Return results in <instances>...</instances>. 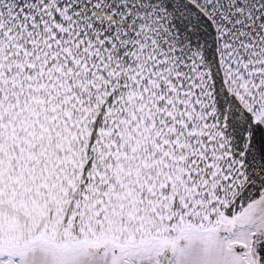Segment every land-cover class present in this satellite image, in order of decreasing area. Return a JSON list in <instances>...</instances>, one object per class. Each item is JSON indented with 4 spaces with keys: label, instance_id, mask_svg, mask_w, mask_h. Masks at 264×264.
I'll list each match as a JSON object with an SVG mask.
<instances>
[{
    "label": "snow or ice",
    "instance_id": "1",
    "mask_svg": "<svg viewBox=\"0 0 264 264\" xmlns=\"http://www.w3.org/2000/svg\"><path fill=\"white\" fill-rule=\"evenodd\" d=\"M0 264H264V0H0Z\"/></svg>",
    "mask_w": 264,
    "mask_h": 264
}]
</instances>
